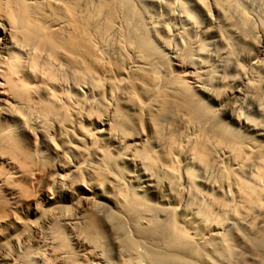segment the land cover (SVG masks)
I'll return each mask as SVG.
<instances>
[{"label":"bare ground","instance_id":"bare-ground-1","mask_svg":"<svg viewBox=\"0 0 264 264\" xmlns=\"http://www.w3.org/2000/svg\"><path fill=\"white\" fill-rule=\"evenodd\" d=\"M194 1L224 18L211 61L202 41L159 53L132 0H0V264H113L111 248L116 264H219L216 246L264 261V124L235 112L251 98L264 118V23L246 0ZM183 161L216 169L222 194Z\"/></svg>","mask_w":264,"mask_h":264},{"label":"rangeland","instance_id":"rangeland-1","mask_svg":"<svg viewBox=\"0 0 264 264\" xmlns=\"http://www.w3.org/2000/svg\"><path fill=\"white\" fill-rule=\"evenodd\" d=\"M133 1H135L137 3L133 2ZM246 1H247L246 2L247 4H245V9H246L247 14L250 15L249 17H250L251 23H253L252 25L260 24L259 20L261 21V19L264 23V6L261 5L260 2H258L257 0H246ZM132 2H133V4H135L137 6L136 7L137 9L139 8L138 12L139 13L141 12L140 14L138 13L139 22L137 21L138 22L137 26L139 27V25L143 22L142 27L141 26L139 27V28H143V29H140L139 32L143 31V32H141V34L147 33L146 35H148L150 40L152 39L151 41H152L153 45H155V47H157L156 49L159 51V53L162 52L161 54L165 55L170 61L173 62V58H172L171 54L169 53L170 50L175 49V48H176V50H180L181 48H183L185 46V44L189 45L191 47V46H193L192 44L196 41H202L203 43H207V44L212 45L210 47L211 50L208 52V57H207L208 61L213 60L212 58H214V55L216 56L215 53L217 50H219L220 43L219 42L217 43V38L213 34L206 33V31L208 30L210 23L213 21H215V22L217 21V23H220V25L223 24L222 21L224 18L221 19L220 15L217 13V11L213 10L210 13V15L212 14L211 15L212 18H210L209 17L210 15L207 16L205 13H203L199 9V7L197 6V3L194 0H159V1L158 0H154V1H152V0H146V1L145 0H132ZM164 3L166 4V6ZM180 3L183 6L185 5L184 8L187 7L186 9L189 10V11H187V13L189 14V12H190L189 15H191L192 17L195 18L196 23H198V25H199V29H198L199 33L201 31L200 34L199 33L197 34L196 31H193V29H191L189 26H186L184 24L185 22H182L178 19L176 20V18L173 17L174 15H178L182 12V10L179 9V8H181L180 7L181 5L179 6ZM223 11L226 12V10H224V9H223ZM227 15H230V14L227 13ZM260 17H261V19H260ZM211 19H213V21L210 22ZM133 20H132V22L134 24L130 21V23H131L130 28L132 31L134 28L135 29L134 31L136 33H138L139 28L135 24L137 22L135 20L134 21ZM262 21H261V23H262ZM155 22H157V24ZM255 23H257V24H255ZM132 24H133V28H132ZM183 25L185 26V28ZM135 26L137 27V31H136ZM157 27H159V28H157ZM154 28H156V29H154ZM165 28H167V29L169 28V29L167 30ZM182 28L186 30V33H185L186 35L181 33ZM202 30L203 31L205 30V34L202 33ZM187 33H188V35H187ZM257 35H259V34H257ZM257 35H255V36H257ZM109 37L110 36H108V38ZM111 37H112V35H111ZM184 37H185V39H184ZM181 39L183 41H181ZM189 46H185V47L189 48ZM108 50H110L109 47H108ZM241 65L247 71L251 70V71H249L251 74L253 73L252 69H250L249 64L247 62H241ZM254 71L256 72L254 74H257V75L260 74L259 76H262V81L264 82L263 73H261L259 70H254ZM228 76L229 77H237V74L234 72L232 67H230L228 69ZM214 87H215V85H214ZM214 87L213 88L211 87V89H217L218 88L217 86H216L217 88L216 87L214 88ZM95 98H97V97H95ZM204 100L208 104V105L206 104L208 107H210V108L212 107L214 110L216 108L219 109V107L215 103H213L212 101L207 100V99H204ZM235 112L239 117L248 119L254 125H256V124H258V125L262 124L263 125L264 124V118L261 116V114L258 110V105L256 104V101H253L251 98H247L241 104H239L236 107ZM224 120L223 121L226 124H228L233 130L235 129L236 131L238 130V131L242 132L246 138H248V139L252 138L258 142L262 141L254 133L245 131L243 129H240V127H238V126H236V125L234 126V124H231V122L228 118H226ZM262 121H263V123H262ZM43 151L46 154H49V150L47 148H44ZM124 164L129 170H131L133 173H135V179L133 180V182L131 184L133 189L138 190V191L140 190L141 192L144 190L147 191L148 188L146 187L144 172L141 170H138V169H134L127 162H124ZM182 166L184 167L183 168L184 170L189 169V170H192L194 173H196L195 175H197V179L199 180L198 189L201 190L200 188H202V190H201L202 193H204V194L221 193L222 194L221 184L217 180L218 173L216 172L217 171L216 169L204 168V167L201 168V166L191 164L188 161H183ZM232 167H234V166H232ZM248 175H249V173H246V178L248 177ZM197 200L201 202V199L200 200L197 199ZM195 202L196 201L191 200V199H189L187 202L189 207L190 206L192 207V209H191V207L189 208V212L191 214L189 213L187 216H188V219H192V217H193L194 221L193 220L192 221L190 220V221L194 222V223L197 221L196 220L197 214L195 212V209L193 210V208L195 207V205H194ZM205 233L202 232V234H205ZM72 242H73V240H72ZM209 248L210 247H208V250H209ZM216 249L218 252L215 253V256L217 257L219 264H229V263H227L225 255L221 252L220 249H218L217 246H216ZM216 249H215V251H216ZM143 251H145V250H143ZM143 251H142V253H143ZM243 252L244 251L241 249V247L236 248V251H235L236 256H235V254L233 255L232 264H241V262L238 258H239V255L241 256V254H243ZM144 253L142 254V255H144L143 257H145ZM143 257H142V263H140V264H147L148 262L146 263L144 261L146 259L144 258V260H143ZM109 259L113 264H116V261H117L116 255L114 254V251L112 248L110 249ZM253 261L254 260H252V262ZM137 263H138V261H137ZM259 263L264 264V261L259 260ZM134 264H136V263L134 262Z\"/></svg>","mask_w":264,"mask_h":264}]
</instances>
